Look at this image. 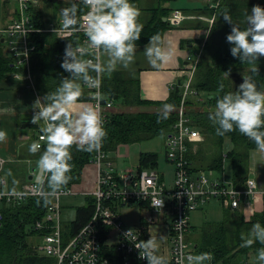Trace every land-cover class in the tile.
Returning a JSON list of instances; mask_svg holds the SVG:
<instances>
[{
    "label": "trees",
    "instance_id": "trees-1",
    "mask_svg": "<svg viewBox=\"0 0 264 264\" xmlns=\"http://www.w3.org/2000/svg\"><path fill=\"white\" fill-rule=\"evenodd\" d=\"M53 1L39 0L38 5L32 9L35 27L44 28ZM73 2L74 0H70L65 4L59 3L60 5H56L53 10L51 9L50 16L56 18L60 14L61 8L69 7ZM75 2L78 3V15L80 16L85 11V7L79 0H75ZM257 4L264 8V0H221L217 7L212 8L213 14L215 13L213 23L209 28L207 39L202 45L191 80L192 87L196 91L206 93L205 105L208 108L196 109L194 107L195 103L191 100H187L185 103L188 113L193 118L201 134L206 139L208 136H212L215 147L213 155L203 153L201 149L203 144L198 148L197 154L192 151L189 152L187 159L192 162L193 170L197 168L221 169L223 165L221 147L223 142L228 140L231 147L225 155L230 164L233 183L238 187L243 186L248 177L249 150L256 148V146L239 131H232L223 136L217 135L216 126L209 119V110L215 106L218 96L233 91L230 77L229 79L225 78L223 72L230 70V73L250 74L252 67V65L241 63L231 56V45L226 42V35L230 33L231 26L224 21L222 15L227 13L231 16L234 24L244 28L246 27L245 14L250 13L252 6ZM146 11L150 13L149 16H139V23L143 25V30L140 39L136 41V45L146 43L154 34H161L169 28L168 22L162 20V17L167 16L168 9L148 8ZM13 16H16V12ZM82 38L83 35L80 33H73L71 36H64L58 32L43 31L28 34V40L34 46V49L29 53V72L33 87L40 97L47 92L54 91L60 80L68 76V73L60 67L64 49L68 43H72L74 46L81 44ZM257 66L259 75L255 76L254 79L258 88L263 91L264 57L258 59ZM16 70L21 71L22 74L25 72L23 67L15 68L12 56L1 43L0 35V84L12 81L18 82L19 80L9 76L11 72ZM25 81L28 82V80ZM221 83L224 85L223 92L219 91ZM138 90L137 78H132L131 75L121 71L116 70L110 76L104 75L102 78L101 91L104 100L112 102L110 108L116 105L131 107L145 105L146 103L158 106L167 103L173 105L174 108L167 118H163L162 110L151 113H131L129 111H113L109 108V111L105 114L104 122L107 135L100 149L107 155L114 153L120 145L138 143L158 135L166 136L176 119L174 109L180 101L179 93L172 92L165 101L151 103L141 100ZM209 95H212V97L209 98ZM90 99L91 97L83 89L80 101ZM95 154L96 151L91 153L80 151L75 145L71 148V179L62 188L80 182L82 169L93 160ZM198 157L201 165L196 166L195 161H198ZM108 159L110 160V156ZM157 163V153L140 152L136 170L157 169ZM161 177L163 178V175ZM42 187L44 191L50 192L46 179L43 180ZM85 196L87 203L76 207L75 218L67 227L70 234L78 231L91 218L93 213V197L91 195ZM52 200L50 196H29L18 203H6L4 199L0 200V264H55L53 257L42 254L36 248L38 238L43 232H48V229L37 230L33 227L36 221L43 219ZM257 222L264 225V210L259 215L250 216L248 220L244 219L238 209L224 210L222 220L219 222H205L200 227L198 237L194 239L195 246L193 250L195 253H212L214 263L235 264L240 257L246 256L249 251L256 252L258 248L264 247L258 242L251 247L241 246V235L248 233L252 225ZM30 237L37 239V242L29 240Z\"/></svg>",
    "mask_w": 264,
    "mask_h": 264
},
{
    "label": "clouds",
    "instance_id": "clouds-1",
    "mask_svg": "<svg viewBox=\"0 0 264 264\" xmlns=\"http://www.w3.org/2000/svg\"><path fill=\"white\" fill-rule=\"evenodd\" d=\"M87 9L79 16L78 3L60 9V29L67 33L83 31L86 40L83 45L68 43L64 49L60 67L68 76L60 80L52 92L37 97L31 108V123L40 125L41 135L29 145V152L36 154L45 142L39 155L37 167L41 179H46L49 195H56L71 179V148L75 145L80 151L99 152L107 135L100 106L103 99L99 91L95 93L96 103H82L80 98L86 86L99 89L104 75H111L118 66L128 68L136 53V41L140 39L143 25L139 23L140 11L130 0H79ZM231 26L226 42L231 45L230 54L241 63L252 65L250 74L242 75L235 91L218 96L214 108L209 110V119L216 126V134L223 136L232 131L251 140L260 153H264V91L260 90L254 77L259 75L257 61L264 57V8L253 5L250 13L245 14L246 27L241 28L232 22L227 13L222 15ZM144 55L153 67L171 61L173 53L162 46L159 33L151 36L144 47ZM92 56L93 58H85ZM101 56L106 59H101ZM229 79L230 70L223 72ZM23 79V76L20 77ZM224 85H219L223 92ZM174 106L165 103L163 118ZM7 132L0 130V142L5 141ZM15 195H22L15 192ZM161 207L163 201L157 202ZM134 230L129 229L125 236ZM164 236H152L134 245L141 259L147 264H168L158 255L159 241ZM242 247L255 243L264 245V225L257 222L250 231L241 235ZM256 261L264 264V247L256 250ZM210 252L181 253L176 264H210Z\"/></svg>",
    "mask_w": 264,
    "mask_h": 264
},
{
    "label": "built area",
    "instance_id": "built-area-1",
    "mask_svg": "<svg viewBox=\"0 0 264 264\" xmlns=\"http://www.w3.org/2000/svg\"><path fill=\"white\" fill-rule=\"evenodd\" d=\"M16 3L18 17L13 19L0 35L5 41V48L13 58L15 68L24 67L25 74L17 71L11 72L14 79L28 80L30 86L33 82L29 72V53L34 49L28 40V34L34 32H54L61 26L49 24L45 28L34 26L32 9L38 5V0H10ZM218 5L220 0H214ZM214 5V6H215ZM87 9L80 14L83 16ZM183 16L179 12L173 13L170 22L178 25ZM60 23V19H59ZM64 36L73 33L56 31ZM82 43L86 40L83 31ZM82 44V45H83ZM191 60L188 73L179 88L180 101L175 109L176 119L165 139V160L172 166V183L166 186L157 169L124 170L118 173L109 160L108 155L96 152L92 160L96 167L95 186L88 194L93 197L94 209L91 218L76 232L70 234L61 223V196L73 195L71 188L61 189L56 195H49L43 190L42 182H31L13 192L0 191V199L7 203H18L25 197L51 196L52 202L48 205L43 219L33 224L34 229H48L39 237L37 249L46 256L55 259V264H147L140 258L134 245L139 241L148 239V226L165 220L168 225V245L166 253H157L164 256L168 264H176L181 253H193L185 242L189 224V214L196 210L205 201L222 197L231 209H237L244 201L261 193L257 189L255 180L248 177L244 188H223L218 182L211 181L203 172L194 171L193 165L187 159L190 147L201 141V132L196 129L189 116L185 103L188 97L197 92L191 86L192 73L199 55ZM87 58H93L87 56ZM21 75V76H20ZM92 103L95 104L96 91L91 89ZM100 100L102 116L105 122V113L111 107V101L103 104ZM42 133H38L39 139ZM44 149L45 142L41 141ZM4 159L0 157V172L3 169ZM4 181L1 180V183ZM264 195V191H263ZM163 201L162 207L157 203ZM136 206L147 211L146 225L137 227L125 225L121 219V211L125 207ZM134 230L129 236L125 233Z\"/></svg>",
    "mask_w": 264,
    "mask_h": 264
},
{
    "label": "crops",
    "instance_id": "crops-1",
    "mask_svg": "<svg viewBox=\"0 0 264 264\" xmlns=\"http://www.w3.org/2000/svg\"><path fill=\"white\" fill-rule=\"evenodd\" d=\"M148 1L151 2L150 7H144L143 0H130V2L136 8L139 9L140 16L142 17L149 16L150 13L146 11L148 8H157V9L166 8L169 10L167 16L162 17L163 21L168 22L169 28L164 30L160 35L162 38V46L166 49H170L171 52L173 53V57L171 61L167 63H161L158 67H153L148 62L147 58L144 55V47L147 44L148 42L147 41L144 44L136 45L134 62L128 68L125 69L123 67L118 66L117 70L126 73L127 75H131L132 78H137L139 84L138 92L140 99L146 100L151 103H155V102L165 101L172 92L179 93L180 85L186 78L188 73V68L190 67L189 64H191V60L188 59V57H190L191 59H195L197 57L196 55H200L202 45L207 39L209 28L213 23V18L215 13L213 14L212 8L217 7V5H215L214 0H154V2H152L153 0H148ZM0 4H1L0 7V31H1L13 19L18 17V10L16 3H14L13 1L0 0ZM14 12H16V16H13ZM175 12H179L183 16V19L178 25H173L170 22V18ZM1 43H3L5 47L4 39ZM82 44L83 43L81 41L80 45ZM101 59H106V57L101 56ZM198 59L199 57L197 58V61ZM28 62H29V58H28ZM16 71L19 73L21 72L18 70ZM25 72L23 73V75L25 74ZM20 74L22 75V73ZM9 76H11V73L9 74ZM17 80L19 81L18 82L12 81V82H6L0 84V130H4L7 132L6 140L0 142V157H2L5 160L3 169L0 172V191L2 192H13V190L18 191L28 183L42 182L41 178L39 179V181H35L34 178L38 177L39 174V169L37 167L36 162L39 158V155L43 152V150L40 149V152L36 154H31L29 152V145L33 141H37L36 140L37 135L38 133H41L40 125H34L31 123V118L33 115L31 106L34 100L40 96L35 91L33 84L32 86H30L28 82H25V80L22 79H17ZM84 89L86 90L87 94L91 97V99L82 100L80 102L92 103L93 100H92L91 89L87 88L86 86ZM196 92H197L196 96L200 94V92L198 91ZM100 93L102 94L101 87H100ZM209 96H210L209 98L212 97V95ZM107 101L110 100H104V96H103L101 102L105 104ZM193 103H195L194 107L196 109L203 110L205 108H208L205 105V99H198ZM127 108L128 109L131 108V110L133 108H137V109L140 108V110L137 112L151 113L155 111H161L163 106L146 103L145 105H138L131 107L116 105V106H112V108L110 109L111 110L113 109V111H122V110H126ZM108 111L109 109H107V112ZM191 119L196 129L199 130L197 125H195L192 117ZM201 136H202L201 141L192 145L190 147V151L197 154L198 148L201 146V144H203L201 148L203 150V153L206 155H213V151L215 150V148L214 149L212 148L210 142L208 141V139L205 138L204 135L201 134ZM227 141L228 140L224 141L223 145ZM164 148H165V140H164ZM201 149L200 151L202 152ZM109 156L110 154L108 155V157ZM224 157L225 154H223V162H224ZM195 164L196 166L201 165L199 161V157H198V161L197 162L195 161ZM194 171L203 172L208 179L214 182H218L219 184L222 185L223 188L231 187L238 189L245 187V182L243 186L238 187L237 185H235V183H233L232 178L229 181H227L225 179V176L223 175L224 173L223 165L222 168L219 170L197 168ZM216 171L218 172L222 171L221 178L218 177L212 178L211 175ZM29 176L31 177V180L29 179ZM247 176L252 177L255 180L257 189L261 193L254 195L248 201H244V203L237 208L243 215L244 219L246 220H248L250 216H253L255 214L258 215L261 214L264 210V195H263L264 153H260L256 148L249 150ZM95 179H96V167L91 160L82 169L80 182L77 184H73L69 187H66L73 189L75 192V194L67 195V196H82L83 198H85L86 197L85 195H88L94 188ZM1 180H3L4 182L1 183ZM62 197H66V196L60 197L59 199L60 204ZM211 201H219L223 207V210H227V209L236 210V209H231L226 204L225 200L222 197H215L205 201L196 210L192 211L189 214L190 227L187 233L185 234L184 239L193 253H195L193 250V247L195 246L194 239L198 237L199 229L205 223L204 222L198 226L193 225L192 220H193L194 212L200 211L205 204ZM125 208H133V207H125ZM136 209L138 211H142L143 214L140 213V215L137 216V219L131 223L132 225L129 224L128 226L137 227L139 224L145 226L146 225L145 216L148 214L147 211L143 208L139 209L138 207H136ZM168 228L169 227L165 222V220L161 221L160 223H154L148 226L147 229L148 238L156 235L158 236L162 235L166 237L165 239L159 241L158 253L167 252L165 246L168 245L167 242L169 235ZM38 243H39V238H38ZM249 257L255 259L253 257H256V252L253 250L249 251L248 254H246V256H243L242 258L240 257L235 264H258L256 260H252ZM210 264H220V263H214V261H211Z\"/></svg>",
    "mask_w": 264,
    "mask_h": 264
},
{
    "label": "rangeland",
    "instance_id": "rangeland-1",
    "mask_svg": "<svg viewBox=\"0 0 264 264\" xmlns=\"http://www.w3.org/2000/svg\"><path fill=\"white\" fill-rule=\"evenodd\" d=\"M70 0H54L53 4L50 6V12L46 17V21L44 23V27H48L49 24L53 25H59V17L58 14L57 18H54L50 16L51 11L56 5L65 4ZM144 7H150L151 2L148 0H143ZM154 2V0L152 1ZM60 3V4H59ZM1 7V4H0ZM52 9V10H51ZM31 17H33L31 15ZM34 22V21H33ZM26 82V81H25ZM207 95L205 93H200L199 95H191L188 97V100H191L195 102L198 99H206ZM198 98V99H197ZM214 108V107H213ZM123 109V108H122ZM117 110V109H115ZM140 108H133L122 110V111H130L131 113H137ZM156 112V111H155ZM188 112V111H187ZM189 114V113H188ZM191 117V115L189 114ZM212 136H208V141L210 142L212 148L214 149V144L212 142ZM164 135H158L151 138H148L146 140H143L138 143H133L130 145H124V146H118L117 150L114 153L110 154V159L113 161V166L117 170L118 173L123 172L125 169H136L137 167V159L140 152H155L158 155V163H157V170L158 172L163 175V180L166 183L167 187L171 186L172 183V167L169 163L165 161V148H164ZM231 144L229 141L225 142L224 145H222L221 150L223 151V154H226L228 150L230 149ZM208 160L207 158L205 159ZM223 168L225 176V179L229 181L231 179V169L230 164L228 162V158L225 155L224 162H223ZM212 178H221L222 171H216L213 173ZM87 203L86 199L82 196H66L61 198V223L63 228H67L70 224V222L75 218V209L77 206L85 205ZM140 213L143 214L142 211H138L136 209V206H133V208H124L121 211V218L127 225H132L131 223L137 219V216L140 215ZM223 207L219 201H211L204 205V207L197 212H194L192 224L195 226H198L206 221L208 222H219L223 218ZM193 229V228H192ZM29 240H33L37 242V239H33L32 237L29 238ZM252 259V257H249ZM255 258V257H253ZM256 260V259H252Z\"/></svg>",
    "mask_w": 264,
    "mask_h": 264
},
{
    "label": "water",
    "instance_id": "water-1",
    "mask_svg": "<svg viewBox=\"0 0 264 264\" xmlns=\"http://www.w3.org/2000/svg\"><path fill=\"white\" fill-rule=\"evenodd\" d=\"M3 41V39L1 38V42ZM242 75H245L244 73L242 72H232L230 73V79H231V82H232V86H233V91L236 90V87L242 83ZM264 91V90H263ZM210 97V96H209ZM41 178V174H40V171H39V174H38V177L34 178L35 181H39V179ZM29 179L31 180V177L29 176Z\"/></svg>",
    "mask_w": 264,
    "mask_h": 264
},
{
    "label": "bare ground",
    "instance_id": "bare-ground-1",
    "mask_svg": "<svg viewBox=\"0 0 264 264\" xmlns=\"http://www.w3.org/2000/svg\"><path fill=\"white\" fill-rule=\"evenodd\" d=\"M89 220V219H88Z\"/></svg>",
    "mask_w": 264,
    "mask_h": 264
}]
</instances>
